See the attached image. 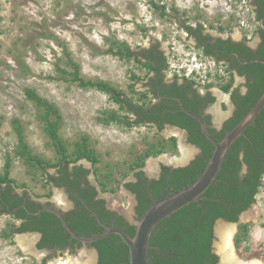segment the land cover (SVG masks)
I'll list each match as a JSON object with an SVG mask.
<instances>
[{
  "label": "rangeland",
  "instance_id": "374dc122",
  "mask_svg": "<svg viewBox=\"0 0 264 264\" xmlns=\"http://www.w3.org/2000/svg\"><path fill=\"white\" fill-rule=\"evenodd\" d=\"M247 2L0 0V181L8 163V178L15 181L20 194L26 192L40 201H65L63 192L47 179L61 164L60 154L42 119L46 109L27 94L32 89L49 101L61 117L57 131L67 152L66 160H72L77 144L85 138L96 160L83 157L68 165L81 163L88 167L90 177L103 195L112 199V205L116 203L121 210L127 208L132 197L123 184L131 178L134 168L149 171V162L155 161V168L165 154L187 160L193 147L184 137L173 135V128L126 124L123 119L128 117L133 122L134 117L107 92L73 81V67L68 60L80 65L85 80L110 83L127 98L139 102L140 94H145L146 68L134 56L111 53L109 50L117 41L127 43L142 59L144 47L158 42L169 53L167 73L183 71L184 63L189 62L186 58L200 54L184 25L202 24L205 32L211 34L235 33L250 15ZM209 78L213 79L212 75ZM50 119H56L54 113H50ZM41 159L51 166L43 169L37 161ZM252 210L257 215L247 217ZM241 219L249 228L248 234L235 243V225L232 249L236 259L264 262V178L256 201ZM18 226L19 221L12 215L0 213V264H49L75 257L69 252H58L42 262L37 252L22 251L19 236L32 239L34 251L35 236L16 233ZM219 228L220 224H216L213 246L222 264L229 251L221 248L225 236Z\"/></svg>",
  "mask_w": 264,
  "mask_h": 264
},
{
  "label": "flooded vegetation",
  "instance_id": "af4514ba",
  "mask_svg": "<svg viewBox=\"0 0 264 264\" xmlns=\"http://www.w3.org/2000/svg\"><path fill=\"white\" fill-rule=\"evenodd\" d=\"M247 1L250 15L246 23L243 22L246 26H239L241 29L235 33L211 34L205 32L202 24H197L196 26L184 25L187 36L192 39V43L200 54L186 58L189 62L184 63L183 66L186 68L183 71L179 69L175 70L178 73H167L169 66L164 68L163 59L167 64L169 53L165 48L161 47L160 43H152L143 49L148 55L150 54L149 51H152L153 53H159L162 58L142 59L143 62H150L153 67L149 68L144 65L146 72L150 71L144 82L145 94H140L139 96L142 99L139 101L142 107L139 108V113L133 117L139 121L137 124L152 125L161 130L173 128L181 132L182 138L184 137L185 141L193 147L190 158L183 161L174 159L172 162L163 158L158 162L151 174L149 173L150 170L147 171L142 167L134 168L131 178L123 184L127 194L132 197V201H130L127 208L122 210L116 203L112 205L111 198L103 195L99 186L90 177L91 172L82 173L81 176L76 175L80 181L78 188L68 185L63 179H60L58 183L50 182L63 192L65 201L60 202L54 199L40 201L31 196H29V200L42 203L43 208L40 210H46L54 214L59 220L57 226L60 228L61 226L64 227L63 221L55 213L47 209L59 211L68 225L77 234L84 237L99 235L108 226L120 227L128 235L130 234L127 228H131L130 230L134 229L135 234L136 222L144 214H140L139 207L143 205H148L149 207L172 191H178L186 186V181L179 176L177 177L176 170L191 165L192 161L202 155L203 149L199 145V141H203L201 139L203 132L201 122L194 115L201 117L214 137L221 136L223 138L264 94V0ZM169 52L171 53V51ZM210 58L213 59L214 69L216 70V72L210 73V76L212 75L213 77L210 81L204 80L202 77L196 78L194 75L186 73L193 62L199 60L204 65H208L211 61ZM174 87L178 90L175 91ZM262 121H264V107L252 124H258L257 127H260L259 124ZM190 127L196 128L194 135ZM240 157L241 159L243 158V151H241ZM241 164L240 175L243 176L247 173L248 166L245 162ZM77 167L85 170L89 169L81 163L68 165V172L72 180L76 179L74 173ZM58 170L59 168L53 175L61 177V172ZM177 178L179 179L176 180ZM175 180L180 185L179 189L174 185ZM193 180L195 179L192 178L190 181L192 182ZM129 183L131 185H128ZM87 195L89 196L87 197ZM252 204L239 214L237 221H230L224 217H219L215 220L213 225L214 238L210 250L218 256L217 264H220V259L213 246L214 239L217 236L216 224H233L234 230L235 225H237V232H239L240 225L243 224L241 221L242 215L252 207ZM127 209H129V212ZM9 214L14 217L15 213ZM17 220L19 225L26 221V219L22 218ZM76 223L81 225L77 227V230L72 226ZM64 229L70 235L66 244L63 246L58 244L53 247L38 246L43 238L42 231H16V233H31V235L35 236V252L41 255H38L37 258H40L42 262L49 260L58 252H69L70 254H75V257L78 258L84 251L91 257H93L92 255L95 257L90 264H99V248L95 242L105 238L111 241L118 236L121 237L117 233H111L96 241L83 242L72 237L65 227ZM97 230H100V232H97ZM126 246L128 247L127 244ZM155 248L160 250L158 247ZM75 257L72 259H76Z\"/></svg>",
  "mask_w": 264,
  "mask_h": 264
},
{
  "label": "trees",
  "instance_id": "16d2710c",
  "mask_svg": "<svg viewBox=\"0 0 264 264\" xmlns=\"http://www.w3.org/2000/svg\"><path fill=\"white\" fill-rule=\"evenodd\" d=\"M152 3L155 7H160L153 1ZM109 51L119 56H134L142 65L149 68L153 67L150 62H143L140 53L131 50V47L125 42L117 41ZM144 51H142L141 56L145 59L162 58L159 53L149 51L150 54L148 55ZM65 53L70 55L67 51ZM163 61V66L166 68L168 65L164 59ZM68 63L73 67V72H71L73 81H78L84 87H96L107 92L132 116L139 113V108L142 107L139 102L127 98L124 92L118 90L110 83L101 80H85L80 74V65L71 58L68 60ZM149 71L146 73L148 74ZM134 77L137 78L138 76ZM174 89L175 91L178 90L175 87ZM27 94L46 109L42 119L46 123V131L52 138L60 154L61 164L57 168L61 172V177L52 174L47 177L48 181L58 183L60 179H63L68 185L78 188L80 181L76 175L81 176L82 173H90V169L75 168L74 174L76 179L72 180L68 172V163L77 161L83 157L96 161L93 152L86 145V138L77 144L72 160H66L68 158L67 152L57 131L58 120L61 117L56 115L54 107L50 102L41 98L34 90L28 89ZM50 113L55 114V120L50 119ZM123 121L128 125L139 123L136 118L131 122L128 117L123 119ZM257 125H249L245 129L244 134L238 137L229 148L216 180L203 193V196L199 200L186 205L159 222L150 239L148 252L150 264L218 263V256L210 250L214 238L213 225L215 220L219 217H224L230 221H237L239 214L256 201V195L259 192V187L264 177V121L259 124L260 127H257ZM190 129L194 135L196 128L190 127ZM201 135L203 141H199V145L203 149L202 155L192 161L191 165L176 170L177 177L179 176L182 180L186 181L187 185L191 183L190 180L192 178H197L213 152L214 146L212 143L203 134ZM217 138L221 139L222 137L218 136ZM20 139L22 140V138ZM22 143L23 147L27 149V145L24 142ZM241 151H243L242 159L240 157ZM37 161H39L38 163H40L43 169L51 166L50 163L42 159ZM242 162H245L248 166V171L243 176L240 175ZM8 166L9 164L7 163L5 165V177L0 181V213H15L14 218L26 219L16 229L14 228L15 231H42L43 238L38 244L39 247H53L58 244L63 246L66 244L70 235L64 231L63 226L60 228L57 226L59 222L58 218L46 210L39 212L43 208L42 203L35 200L30 201V197L26 192L20 194L16 190L14 186L15 181L8 178ZM176 180L174 185L179 189L180 185ZM128 185L131 184L129 183ZM143 206L139 207L141 215L148 207V205ZM75 225H72L76 228L75 230H77L78 226H81L79 223ZM248 228L249 225L246 223L240 225L235 243H238L242 236L248 234ZM130 229L127 228L129 234L133 236L134 229L132 231ZM97 232H100V230H97ZM95 244L99 248V264H129V250L121 237L118 236L111 241L105 238L95 242ZM155 247L160 248V250H157Z\"/></svg>",
  "mask_w": 264,
  "mask_h": 264
},
{
  "label": "water",
  "instance_id": "95a60500",
  "mask_svg": "<svg viewBox=\"0 0 264 264\" xmlns=\"http://www.w3.org/2000/svg\"><path fill=\"white\" fill-rule=\"evenodd\" d=\"M264 107V94L259 101L244 115L242 119L222 138L214 137L207 128L201 117L194 115L201 122V129L206 138L214 145V150L208 159L206 166L201 174L193 180L189 185L184 186L178 191H172L162 199L155 201L150 205L141 218L136 222V231L133 236L128 235L122 228L117 226H108L107 229L92 237H84L77 234L65 221L64 217L57 210L47 209L55 213L64 224L66 230L72 237L83 242H92L102 239L111 233H117L125 241L129 247V264H150L149 248L152 232L163 219L171 216L186 205L197 201L202 197L203 193L216 180L217 175L222 168L226 158L227 151L236 141V139L244 134L245 129L253 123L257 115ZM193 115V114H192ZM253 206V204H252ZM252 208V207H251ZM250 208V209H251ZM40 210L39 212H41ZM31 234V233H27ZM225 264V260H222Z\"/></svg>",
  "mask_w": 264,
  "mask_h": 264
},
{
  "label": "bare ground",
  "instance_id": "6f19581e",
  "mask_svg": "<svg viewBox=\"0 0 264 264\" xmlns=\"http://www.w3.org/2000/svg\"><path fill=\"white\" fill-rule=\"evenodd\" d=\"M173 135H176L179 137V139H182V134L181 132L177 131V130H173L172 131ZM183 150H184V146H182ZM182 150V151H183ZM164 159H167L168 161H173L174 159H177L175 157H172L170 155H164L162 156ZM160 158V159H163ZM155 161H150L149 162V170L152 171L154 169V163ZM59 201H61L60 199H58ZM254 209V208H253ZM126 210V209H125ZM127 211L129 212V209H127ZM131 211V210H130ZM258 212H256L255 210H252L250 213H248L247 217H255L257 215ZM220 234H223V236H225L224 239V244L221 246L223 251H229V254L227 255V257L224 259L225 260V264H264L263 261L258 260V259H253L250 261H246V260H238L236 259L234 253H233V249H232V244H233V239H232V235L234 232V225L233 224H226V223H221L220 224V228H219ZM19 240V245L21 247V249L24 252H28V253H34L35 251L33 250V244H32V239H30L27 235H23V236H19L18 238ZM228 248H230V250H228ZM41 256V255H40ZM39 256V257H40ZM92 260V257L87 253V252H82L80 257L76 258V259H68V260H59V261H53L50 264H90ZM93 261V260H92ZM92 263V262H91Z\"/></svg>",
  "mask_w": 264,
  "mask_h": 264
},
{
  "label": "built area",
  "instance_id": "2783aa9c",
  "mask_svg": "<svg viewBox=\"0 0 264 264\" xmlns=\"http://www.w3.org/2000/svg\"><path fill=\"white\" fill-rule=\"evenodd\" d=\"M202 67V69H200ZM211 65H204L201 62H193L192 65L189 66V68L187 69L186 73L188 75H194L196 78L197 77H202L204 78V80H207L210 77V73H211ZM211 79L209 78L208 81H210Z\"/></svg>",
  "mask_w": 264,
  "mask_h": 264
}]
</instances>
